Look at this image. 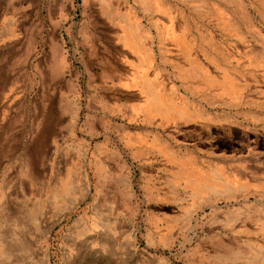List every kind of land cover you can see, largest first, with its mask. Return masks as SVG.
Listing matches in <instances>:
<instances>
[{"label": "rangeland", "instance_id": "1", "mask_svg": "<svg viewBox=\"0 0 264 264\" xmlns=\"http://www.w3.org/2000/svg\"><path fill=\"white\" fill-rule=\"evenodd\" d=\"M0 264H264V0H0Z\"/></svg>", "mask_w": 264, "mask_h": 264}, {"label": "bare ground", "instance_id": "2", "mask_svg": "<svg viewBox=\"0 0 264 264\" xmlns=\"http://www.w3.org/2000/svg\"><path fill=\"white\" fill-rule=\"evenodd\" d=\"M107 6H108V5H107ZM108 7H109V6H108ZM120 20L122 21L123 19H122V18H120ZM129 29H130V28H129ZM129 29H128V30H129ZM128 32H130V31H128ZM136 34H137V33H136ZM132 38H133V36H132ZM136 41H137V39H136ZM261 255H262V254H261Z\"/></svg>", "mask_w": 264, "mask_h": 264}]
</instances>
